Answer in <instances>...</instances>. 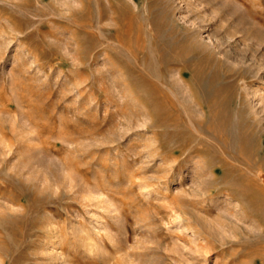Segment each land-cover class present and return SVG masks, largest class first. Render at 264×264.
Here are the masks:
<instances>
[{"label":"rangeland","instance_id":"374dc122","mask_svg":"<svg viewBox=\"0 0 264 264\" xmlns=\"http://www.w3.org/2000/svg\"><path fill=\"white\" fill-rule=\"evenodd\" d=\"M90 3L84 32L64 18L79 2L0 0V264H264V217L200 189L212 179V155L167 171L175 162L157 148L162 128L135 109L147 93L131 96L138 79L127 75L157 61L155 45L168 53L171 42L186 44L196 69L218 73L227 106L246 108L240 120L263 133L251 138L264 153V0ZM140 27L148 49L135 58ZM170 79L183 84L177 71ZM180 202L226 243L202 247L205 229ZM229 217L231 226L219 225Z\"/></svg>","mask_w":264,"mask_h":264},{"label":"bare ground","instance_id":"6f19581e","mask_svg":"<svg viewBox=\"0 0 264 264\" xmlns=\"http://www.w3.org/2000/svg\"><path fill=\"white\" fill-rule=\"evenodd\" d=\"M62 1L60 0V3ZM73 1L74 3L79 2L80 6L76 8L68 4V12L64 18L66 21L79 25L85 32V27L94 20L93 10L91 11L92 3H90V0ZM108 1L110 5L113 4V0ZM13 25L20 31L23 30L22 21L19 18L14 21ZM128 29L132 31L131 23ZM135 32L137 31L135 30ZM121 35V31L116 33L115 36L118 41L122 40ZM147 46L146 41L142 38V28L140 27L137 32L136 46L129 47L131 56L137 58L138 52L145 53L147 51ZM155 49L158 55L157 63L147 59L143 66L139 61L140 75L135 76L134 73L127 75L133 81L136 77L138 79V81L130 83V87L133 89L131 96H137L140 91L147 93V96L137 98L140 102L137 104L134 102L136 104L135 109H138L137 106H141L148 111V115H150V121L147 122L148 126L162 128L157 148L165 151L166 157L172 158L175 162V165H169L167 171L180 170V167L186 162L185 160L192 156H199L202 153L212 155L215 159L210 163L212 169L209 172L212 179L207 182L208 186L206 184V187L201 184L200 189L206 190L207 188L206 191L221 192L231 200L236 198L242 204V211L247 215H252L255 221L258 217H264V153L259 149L260 144L256 147L257 149L252 146L254 145L252 139L254 138L253 140L258 143V139L263 133L261 131L256 133L255 130L250 132L252 128L249 123L245 125L242 123L240 119L242 115H245L246 108L242 107L241 103L234 106L233 109L227 106L224 92L214 82V78L217 77L218 73H215V76L208 77V75H204V69H196L192 62L184 57L188 53L186 44L184 45L178 41L171 42L169 54L157 45H155ZM187 70L190 73L189 76L186 73ZM171 71H177L179 79L183 82L181 87L176 84V81L170 79ZM146 75L152 78L151 81L146 80ZM152 75L156 76L157 79L153 81ZM263 80L264 76H261V81ZM257 91L258 88H254L253 92ZM187 99L199 105L202 112L201 117L192 114ZM129 101L127 100V102ZM152 106H154V111L149 109ZM252 136L254 137L251 138ZM218 152L219 155L217 156L216 153ZM182 155H185V158H182ZM214 166L221 169H215ZM256 203L262 207L257 206ZM178 209L181 210L183 216L185 214L189 219L191 218L194 221L196 219L197 225L201 224L204 227L205 232L202 237H204L206 243L202 247L209 248L213 241L212 238L223 239L219 236L217 229L213 230L215 227L207 226L205 222L200 221L194 214L189 212L185 203L180 202ZM142 217L144 226L152 225L153 214L151 212H145ZM235 217L236 222L241 220L240 216ZM229 218V221H221L219 225L231 226L230 221L232 223L233 218ZM87 240L85 241L87 242ZM221 241L222 244L226 243V240ZM235 242L238 243V241ZM92 243L93 241H90L89 245ZM95 245L94 247H96ZM94 247L92 248L98 249V247ZM115 259L117 260V258ZM152 261L155 262L156 259ZM175 261L177 260L175 259Z\"/></svg>","mask_w":264,"mask_h":264}]
</instances>
